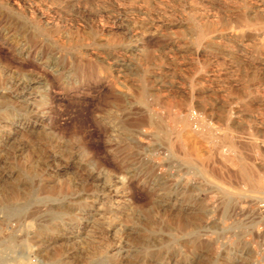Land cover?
I'll use <instances>...</instances> for the list:
<instances>
[{
    "label": "rangeland",
    "instance_id": "374dc122",
    "mask_svg": "<svg viewBox=\"0 0 264 264\" xmlns=\"http://www.w3.org/2000/svg\"><path fill=\"white\" fill-rule=\"evenodd\" d=\"M0 264H264V0H0Z\"/></svg>",
    "mask_w": 264,
    "mask_h": 264
},
{
    "label": "bare ground",
    "instance_id": "6f19581e",
    "mask_svg": "<svg viewBox=\"0 0 264 264\" xmlns=\"http://www.w3.org/2000/svg\"><path fill=\"white\" fill-rule=\"evenodd\" d=\"M147 94V93H146ZM145 94V95H146ZM193 117L191 116V115H189L188 116V118H187V120H186V124H188L189 126H191V127H193L194 128V126H196L198 123H197V121H191V120H193L192 119ZM194 130V129H193ZM128 138V137H127ZM240 175H242V176H240L241 178L243 177V179H244V181H246V182H248V183H252L253 182V178H252V176L248 173V171L242 166L241 168H240ZM255 184V183H254ZM13 205V204H12ZM14 206V205H13Z\"/></svg>",
    "mask_w": 264,
    "mask_h": 264
}]
</instances>
